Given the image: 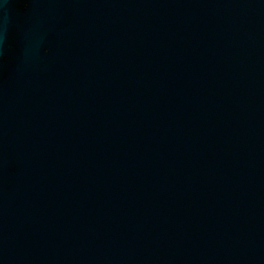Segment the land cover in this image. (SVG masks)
Instances as JSON below:
<instances>
[{"label":"water","instance_id":"1","mask_svg":"<svg viewBox=\"0 0 264 264\" xmlns=\"http://www.w3.org/2000/svg\"><path fill=\"white\" fill-rule=\"evenodd\" d=\"M0 264H264V0H0Z\"/></svg>","mask_w":264,"mask_h":264}]
</instances>
